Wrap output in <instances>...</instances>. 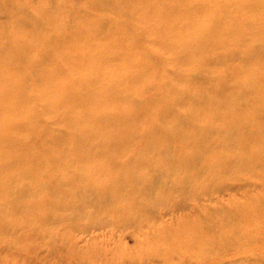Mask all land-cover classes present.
<instances>
[{"label": "bare ground", "instance_id": "bare-ground-1", "mask_svg": "<svg viewBox=\"0 0 264 264\" xmlns=\"http://www.w3.org/2000/svg\"><path fill=\"white\" fill-rule=\"evenodd\" d=\"M27 7L0 0V243L22 249L3 235L16 228L64 238L86 219L134 226L115 259L264 257V0ZM244 174L259 191L190 201ZM168 200L191 209L174 229Z\"/></svg>", "mask_w": 264, "mask_h": 264}, {"label": "rangeland", "instance_id": "rangeland-1", "mask_svg": "<svg viewBox=\"0 0 264 264\" xmlns=\"http://www.w3.org/2000/svg\"><path fill=\"white\" fill-rule=\"evenodd\" d=\"M17 1V0H15ZM29 7L24 9L23 16L26 18H31L34 13L30 7L35 6L41 1L46 2V8L48 10L56 11L58 10V1H64L67 4L82 0H26ZM76 15V12L73 14ZM7 19V15L4 12H0V22H4ZM219 54L216 51L215 54ZM164 67L165 71L170 72L173 69L171 63ZM220 64H215V68H220ZM45 117H40V120H45ZM43 122V121H42ZM142 135L141 132L137 133L136 136ZM139 138V137H138ZM137 138V139H138ZM140 140H138L139 142ZM247 175H241L238 178L227 179L225 185L219 189H214L208 195L197 197L192 199L194 203L206 204L207 206L214 207L217 201L227 202L232 198L243 199L244 191H259L260 185L256 181H249L246 183ZM246 183V184H245ZM162 207L167 209L160 210L161 220H165V225L169 229H174V223L176 218L183 220L188 218L191 213L190 206L188 204H177V207H172L167 202L164 201ZM190 202V203H192ZM246 202V201H245ZM209 216V215H207ZM98 219V217H96ZM103 220L102 218L98 221ZM81 221V220H79ZM88 221L80 222L81 224H86L84 226L76 227L70 232H67L64 238L49 236L48 238H43L44 240H39V235H35L37 240H32V230L24 234L25 230L23 228H16L13 231L11 229H6L3 233L4 236L19 235L22 236V249L16 247L13 249L8 244L0 243V264H163V259L161 256H149L146 260H142L139 263H134L128 259H115L111 258L113 254H124L130 248L129 246L133 242V237L137 235L133 225H116L110 221H104L103 224H88ZM103 222V221H101ZM33 229V228H32ZM170 234L172 232L168 231ZM41 235V232H40ZM174 236V235H173ZM172 237L168 235V238ZM42 238V237H41ZM98 241V245L95 242ZM264 241V239H263ZM94 243V245H93ZM264 243V242H263ZM264 245V244H263ZM89 246V247H88ZM254 245L251 243H245V251H250ZM102 252L103 256L93 257L90 256L89 250ZM249 249V250H248ZM178 253H182L183 249H177ZM201 251V249H200ZM202 252V251H201ZM227 254H236L237 249L227 248ZM252 253L245 252L244 254L238 255V264H264V257L258 255H251ZM202 255V254H201ZM234 255V256H236ZM233 256V257H234ZM233 257H225L219 260H210V256H203L202 258H184L178 259L173 258V264H237Z\"/></svg>", "mask_w": 264, "mask_h": 264}]
</instances>
